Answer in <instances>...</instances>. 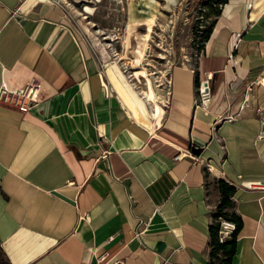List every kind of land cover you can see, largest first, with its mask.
Wrapping results in <instances>:
<instances>
[{"label": "crops", "instance_id": "obj_1", "mask_svg": "<svg viewBox=\"0 0 264 264\" xmlns=\"http://www.w3.org/2000/svg\"><path fill=\"white\" fill-rule=\"evenodd\" d=\"M113 69L107 81L57 0H0V86L42 81L31 110L0 104L2 256L221 264L210 225L225 178L243 220L232 264H264V85L254 82L264 74V0L223 5L196 65L171 71L158 111L127 101ZM206 78L207 107L196 103Z\"/></svg>", "mask_w": 264, "mask_h": 264}, {"label": "rangeland", "instance_id": "obj_2", "mask_svg": "<svg viewBox=\"0 0 264 264\" xmlns=\"http://www.w3.org/2000/svg\"><path fill=\"white\" fill-rule=\"evenodd\" d=\"M57 2L62 19L98 58L107 81V69L113 67L125 94L137 101L144 97L156 111L162 107L158 100L167 98L171 71L177 65H196L206 45V30L214 29L225 4L221 0Z\"/></svg>", "mask_w": 264, "mask_h": 264}, {"label": "built area", "instance_id": "obj_3", "mask_svg": "<svg viewBox=\"0 0 264 264\" xmlns=\"http://www.w3.org/2000/svg\"><path fill=\"white\" fill-rule=\"evenodd\" d=\"M254 82L256 84L264 85V74L258 76L254 80ZM41 89H42V81L39 77H34L31 80H29L26 84L14 88L10 87L6 83H3L0 86V104L19 109L23 112H27L31 110V108L34 107L36 104H38V102L40 101ZM166 89H167V94H170L172 89L171 76L167 78ZM198 93L199 96L198 99L196 100V103H199L207 107L210 104L213 96V89L210 78H206L200 81V84L198 86ZM167 103L168 100L166 99L164 105H167ZM258 113L260 114V116L264 115V106L258 108ZM229 117H232V115H230ZM261 122L262 124L264 122L262 120V117H261ZM263 134H264V128L261 131V136H263ZM180 156L181 154H178L177 158H179ZM235 227H236L235 222L228 219H222V225L220 229L221 241H223L227 237H230ZM106 257L107 255L103 254L100 257V261H104ZM107 263H103V264H107ZM109 264H118V261H113Z\"/></svg>", "mask_w": 264, "mask_h": 264}, {"label": "trees", "instance_id": "obj_4", "mask_svg": "<svg viewBox=\"0 0 264 264\" xmlns=\"http://www.w3.org/2000/svg\"><path fill=\"white\" fill-rule=\"evenodd\" d=\"M229 0H221L226 3ZM213 31L212 26L208 27L204 36L205 40H208ZM219 187L222 193V198L217 205L213 213V221L210 225L211 234V254L213 258L219 259L221 264H232L233 256L237 249V238L240 229L243 226L242 217L231 210L233 206V195L236 191V186L225 178L218 180ZM222 219L232 220L236 223L235 229L232 231L231 236L225 238L223 241L220 239V229L222 225ZM216 262L213 260L212 264ZM0 264H11L2 256V250L0 248Z\"/></svg>", "mask_w": 264, "mask_h": 264}, {"label": "bare ground", "instance_id": "obj_5", "mask_svg": "<svg viewBox=\"0 0 264 264\" xmlns=\"http://www.w3.org/2000/svg\"><path fill=\"white\" fill-rule=\"evenodd\" d=\"M122 71V70H121ZM115 78H113V81H114V83H115V85L119 88V89H121L120 87H119V85H118V83L114 80ZM124 88V87H123ZM133 89V88H132ZM125 90V89H124ZM121 91V93L125 96V98H126V100L127 101H129V98H128V96L125 94V92L121 89L120 90ZM140 98V100H141V102L145 105V100H144V97H139ZM136 106V105H135Z\"/></svg>", "mask_w": 264, "mask_h": 264}, {"label": "water", "instance_id": "obj_6", "mask_svg": "<svg viewBox=\"0 0 264 264\" xmlns=\"http://www.w3.org/2000/svg\"><path fill=\"white\" fill-rule=\"evenodd\" d=\"M201 150H202V148L199 147V146H195V145H194V146L192 147V151H193L194 153H196V154H200ZM57 193H59V192H57Z\"/></svg>", "mask_w": 264, "mask_h": 264}]
</instances>
